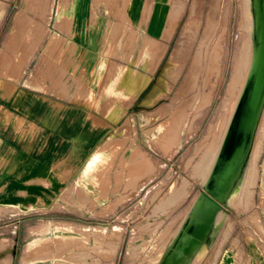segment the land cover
<instances>
[{"label":"rangeland","instance_id":"1","mask_svg":"<svg viewBox=\"0 0 264 264\" xmlns=\"http://www.w3.org/2000/svg\"><path fill=\"white\" fill-rule=\"evenodd\" d=\"M152 1L0 0V99L2 80L18 81L64 108L61 146L76 145L54 151L63 181L45 205L0 207L12 264H153L202 190L241 72L245 0ZM256 144L242 203L191 264H264V118Z\"/></svg>","mask_w":264,"mask_h":264},{"label":"crops","instance_id":"2","mask_svg":"<svg viewBox=\"0 0 264 264\" xmlns=\"http://www.w3.org/2000/svg\"><path fill=\"white\" fill-rule=\"evenodd\" d=\"M151 3L153 6L157 4L155 0ZM160 21L158 14L151 15L152 27L158 30L156 33L150 31L152 35L160 33L157 24ZM2 81L8 92L0 99V207L13 205L28 210L33 206L45 205L49 201L50 189L55 195L61 187L63 180L58 169L64 165V157H56L54 151L57 153L60 147L68 144L76 145L70 142L61 146L65 134L64 108L20 87L18 81ZM69 115L73 118L72 141L79 142L74 139L80 132L79 123L76 128L74 126L75 119H79V111L70 110ZM88 124L96 127L92 121H88ZM79 162L80 159L76 164ZM71 169L68 167L67 173ZM16 241L0 240L4 244L0 246V264L2 261L12 264Z\"/></svg>","mask_w":264,"mask_h":264},{"label":"bare ground","instance_id":"3","mask_svg":"<svg viewBox=\"0 0 264 264\" xmlns=\"http://www.w3.org/2000/svg\"><path fill=\"white\" fill-rule=\"evenodd\" d=\"M245 6L246 13L244 25L247 32V44L245 46L244 58L241 62V72L231 98L232 108L230 115L225 120L223 125L221 124L222 128L218 140L216 141V144L212 146L209 157L204 167L201 169L200 174L197 176V178L200 179L202 190L199 191V194L195 198H193L192 206L188 210L183 223L178 229V232L174 235L171 241L162 247L159 254L157 255L159 258L158 262L155 259L153 264H191L193 261L200 262L202 257L206 255L207 252L212 248L214 242L217 240L220 234L224 222L227 220L228 215L226 214L225 209L235 208L240 203H242V193L249 179V166L252 160L255 159L256 150L258 148L256 144V137L257 131L264 118V103L262 105V109L260 111L253 133L252 142L247 151L245 159L219 205H215L208 200V198L205 196L203 187L208 182L215 167L224 140L233 120L235 110L246 84L248 74L253 64L255 41L253 0H245ZM206 206L210 207L209 214L205 216L209 224L207 226H200L202 222L198 221V216H200L204 210V207ZM218 229L219 233H217Z\"/></svg>","mask_w":264,"mask_h":264},{"label":"water","instance_id":"4","mask_svg":"<svg viewBox=\"0 0 264 264\" xmlns=\"http://www.w3.org/2000/svg\"><path fill=\"white\" fill-rule=\"evenodd\" d=\"M253 7V64L215 167L203 187L205 196L215 205L222 201L245 159L264 103V0H253ZM209 212L210 207L206 206L198 216V221L202 222L200 226L209 224L205 217Z\"/></svg>","mask_w":264,"mask_h":264}]
</instances>
